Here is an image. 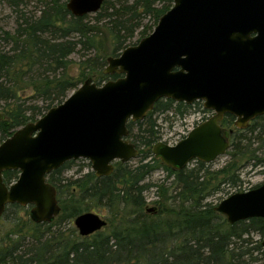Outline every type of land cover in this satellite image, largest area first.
Masks as SVG:
<instances>
[{"label":"trees","instance_id":"16d2710c","mask_svg":"<svg viewBox=\"0 0 264 264\" xmlns=\"http://www.w3.org/2000/svg\"><path fill=\"white\" fill-rule=\"evenodd\" d=\"M34 1L37 7L29 11L25 0H0L15 12L13 29L0 25V144L62 104L87 79L93 78L98 86L118 79L117 74H104L107 59L135 45L131 40L144 21L150 18L156 27L174 2L166 0L167 6L158 8L157 0H106L91 24L89 15L77 18L69 12V0ZM151 33L141 32V39ZM75 54L81 55L78 74L73 69ZM190 109L184 103L160 100L143 121L128 124L130 141L143 147L135 166L116 162L113 174L103 178L91 170L67 178L65 173L76 161L53 171L48 182L57 189L61 208L53 222H24L20 217L24 207L8 206L3 218L12 222L10 234L18 236L10 239L7 235L0 241V264L257 263L260 254L264 257V219L231 225L207 200L221 192L222 186L241 184L238 164L264 163V126H258L263 118L247 130H238L233 116L224 117L222 127L234 131L230 148L235 164L211 171L198 162L193 168L175 171L150 150L160 139L154 115L183 117ZM159 169L174 178L171 185L149 183ZM3 177L10 185L19 172L7 171ZM154 188L161 196L152 203L155 212L149 213L147 193ZM100 208L108 211L102 231L81 237L75 229H65L78 216ZM254 236L262 240L255 242Z\"/></svg>","mask_w":264,"mask_h":264},{"label":"water","instance_id":"95a60500","mask_svg":"<svg viewBox=\"0 0 264 264\" xmlns=\"http://www.w3.org/2000/svg\"><path fill=\"white\" fill-rule=\"evenodd\" d=\"M105 1L69 0L67 9L81 18L97 14ZM173 3L153 33L107 59L104 74L120 78L102 86L87 79L62 104L0 144V220L8 206L19 205L32 207L36 224L53 222L61 208L48 176L67 162L87 160L103 178L113 174L116 162L137 159L128 124L143 121L160 100L202 102L214 113L176 146L154 147V157L177 171L193 160L210 164L227 153L233 131L221 126L226 115L235 118L238 130L264 116V0ZM7 171L19 172L10 185L3 177ZM215 210L231 225L264 219V183L232 194ZM74 225L81 237H89L107 221L85 213Z\"/></svg>","mask_w":264,"mask_h":264},{"label":"rangeland","instance_id":"374dc122","mask_svg":"<svg viewBox=\"0 0 264 264\" xmlns=\"http://www.w3.org/2000/svg\"><path fill=\"white\" fill-rule=\"evenodd\" d=\"M25 1H26L25 7H27V9L29 11H32V10H34V8L37 7V4L35 3L34 0H25ZM167 4H168V2L166 0H157L156 6L158 8H160V7L165 6V5L167 6ZM95 15L96 14L89 15V17L87 19L88 23L92 24L95 22V17H94ZM0 25L5 27L7 30L13 29L15 26L14 7L9 5L7 2L0 3ZM153 27H154V21L150 18L149 19L147 18L144 21V27L137 30V32L135 33V36L131 40V43L132 44L135 43V45H137L139 43V41L141 40V32L148 31V34H149V31H151V32L154 31L155 27L154 28ZM147 28H149V30ZM135 45H132V46H135ZM80 57H81L80 54H75L72 57V61L74 63L73 69L77 74H78L77 69L79 68ZM89 79H93V78H89ZM74 92L75 91L71 92L69 94V96H71ZM211 117H212L211 114L210 115L205 114V112L203 110L202 103L199 105H195V107L190 109L188 111V113L183 117L176 116L174 113H170V114L158 113V114H155L154 119L157 121V123L159 125L160 139L158 140V142L164 143V144L169 145V146H176L180 141H182L190 133V131L192 129H194L197 126V123H198V125L200 123L202 124L205 122V120L207 121ZM262 118L263 119L258 121L259 128L264 126V116ZM129 136H130V134H129ZM248 137L253 138L254 136L252 134L248 133ZM158 142H156V143H158ZM153 146H152V148H153ZM137 148L139 149V152H140V150H143V147L139 148L137 146ZM152 148H150L151 151L153 150ZM146 150L147 149H145V151ZM263 153H264V147L262 148V154ZM142 155L143 154H141L139 156H142ZM233 155H234V153L232 152V150L230 148L224 156L219 157L217 160H215L214 162H212L210 164H206V166L209 169H211V171L221 170L222 168H224L225 166H227L230 163L231 164L236 163L237 159H235V157ZM263 160H264V158H263ZM138 162H139V159H135V160H132L131 162H129L128 164L135 166L136 164H138ZM88 165H90V163L87 160L79 159L76 161V164L74 165L73 169L69 170L65 173V176L67 178H71L73 176L78 177L80 175L79 174L80 170H82L83 173H87V171L91 170V166L88 167ZM195 166H196L195 163H191L188 168H193ZM238 166H239V172L238 173H239V178H240L241 184H239L235 188L229 187V185L222 186L221 192H219L218 194L213 196V198L207 200L208 202H212L217 207V205L219 203H221L224 199L228 198L232 194L248 192L252 188L255 189L258 186H260L262 183H264V163L262 165L254 166V162L249 163V162L245 161V162H242L240 165L238 164L237 166H235V168H237ZM81 168H83V169H81ZM168 175H169L168 172L164 171L163 169H159L149 179V183L157 184V186H158V185H161L165 182L167 184V186H169V185H171L174 178L170 177ZM160 196H161L160 190L158 191L157 188L151 189L147 193V201L149 203V206L147 208L148 209L155 208L152 203L154 201H156L158 199V197H160ZM57 197H58V192H57ZM24 209H25V211L20 212V217H22L24 222H27L29 219L32 220V218H31L32 207L27 206V207H24ZM107 212L108 211L106 209L104 210L103 208H100L98 210L97 209L90 210L87 213L98 214L106 220ZM10 217H11V214H10ZM74 221H75V219H74ZM74 221L71 224L67 223L65 225V229H67V231L71 230L72 232H73V229H75L77 235L80 236L78 230L76 229V227L74 225ZM32 222H34V221L32 220ZM11 226H12V222H10L9 220H5L4 218H2L0 220V241L2 240V238L5 239L7 237V235H9V237H11L10 239H17L16 236H18V235L14 236V235L10 234V231L12 230ZM259 240H262L261 237H259V236L253 237V241H255V242L259 241ZM260 255L258 256L260 258V260L257 263H253V264H264V257L260 256Z\"/></svg>","mask_w":264,"mask_h":264},{"label":"flooded vegetation","instance_id":"af4514ba","mask_svg":"<svg viewBox=\"0 0 264 264\" xmlns=\"http://www.w3.org/2000/svg\"><path fill=\"white\" fill-rule=\"evenodd\" d=\"M163 100H168V99H163ZM174 102H175V101H174ZM175 103H177V102H175ZM198 103H199V102H194V103L191 104V105H187V104H185V103H184V104H185L186 106H189V107H192V108H193V107H195V105H197ZM200 104H201V103H200ZM185 115H186V114H185ZM185 115H184V116H185ZM234 122H235V121H234ZM252 123H253V122H251V124H252ZM251 124H250V125H251ZM234 125H235V124H234ZM197 126H198V123H197ZM197 126H196V127H197ZM221 126H222V125H221ZM223 129H225V128H223ZM247 129H248V128H247ZM247 129H245V130H247ZM192 130H193V129H192ZM192 130H191V131H192ZM225 130H227V129H225ZM191 131H190V132H191ZM227 131H229V130H227ZM231 131H233V130H231ZM233 132H234V131H233ZM188 135H189V134H188ZM188 135H187V136H188ZM232 135H233V133H232V134L230 135V137H229L230 147H231V136H232ZM187 136H186L185 138H187ZM185 138H184V139H185ZM184 139H183V140H184ZM158 143H159V142H158ZM158 143H156V144L154 145V147H155ZM154 147H153V149H154ZM153 156H154V154H153ZM137 159H139V157H138ZM198 162H201V161L193 160V161H191V162L188 164V166H187L186 168H188L189 165H190L191 163H198ZM125 164H126V163H125ZM186 168H185V169H186ZM175 171H177V170H175Z\"/></svg>","mask_w":264,"mask_h":264}]
</instances>
